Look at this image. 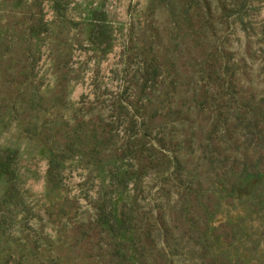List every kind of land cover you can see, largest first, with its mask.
Masks as SVG:
<instances>
[{
  "label": "rangeland",
  "instance_id": "374dc122",
  "mask_svg": "<svg viewBox=\"0 0 264 264\" xmlns=\"http://www.w3.org/2000/svg\"><path fill=\"white\" fill-rule=\"evenodd\" d=\"M0 264H264V0H0Z\"/></svg>",
  "mask_w": 264,
  "mask_h": 264
},
{
  "label": "trees",
  "instance_id": "16d2710c",
  "mask_svg": "<svg viewBox=\"0 0 264 264\" xmlns=\"http://www.w3.org/2000/svg\"><path fill=\"white\" fill-rule=\"evenodd\" d=\"M3 165V162H1V160H0V171H1V166Z\"/></svg>",
  "mask_w": 264,
  "mask_h": 264
}]
</instances>
